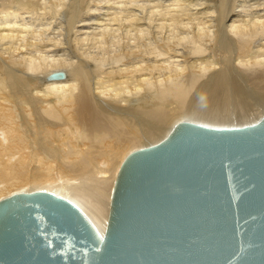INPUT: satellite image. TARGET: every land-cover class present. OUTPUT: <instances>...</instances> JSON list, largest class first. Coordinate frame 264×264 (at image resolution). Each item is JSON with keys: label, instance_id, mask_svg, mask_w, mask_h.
I'll use <instances>...</instances> for the list:
<instances>
[{"label": "bare ground", "instance_id": "obj_1", "mask_svg": "<svg viewBox=\"0 0 264 264\" xmlns=\"http://www.w3.org/2000/svg\"><path fill=\"white\" fill-rule=\"evenodd\" d=\"M261 115L264 0H0V199L45 190L101 232L129 151Z\"/></svg>", "mask_w": 264, "mask_h": 264}, {"label": "water", "instance_id": "obj_2", "mask_svg": "<svg viewBox=\"0 0 264 264\" xmlns=\"http://www.w3.org/2000/svg\"><path fill=\"white\" fill-rule=\"evenodd\" d=\"M0 264H264V115L223 127L178 120L129 151L101 232L51 192L8 194Z\"/></svg>", "mask_w": 264, "mask_h": 264}, {"label": "rangeland", "instance_id": "obj_3", "mask_svg": "<svg viewBox=\"0 0 264 264\" xmlns=\"http://www.w3.org/2000/svg\"><path fill=\"white\" fill-rule=\"evenodd\" d=\"M177 120H180V119L176 117L175 119L172 120L171 124L168 126V130H169V128L172 126V124L175 123ZM236 124H238V123H236ZM242 124H244V123H240V124H238V125H242ZM245 124H246V123H245ZM7 192H8V191H7ZM14 192H18V191H14ZM4 196L6 197V196H8V194H5Z\"/></svg>", "mask_w": 264, "mask_h": 264}]
</instances>
